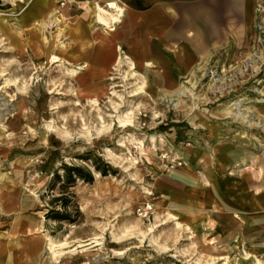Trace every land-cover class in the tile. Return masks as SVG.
I'll return each mask as SVG.
<instances>
[{
    "label": "rangeland",
    "instance_id": "obj_1",
    "mask_svg": "<svg viewBox=\"0 0 264 264\" xmlns=\"http://www.w3.org/2000/svg\"><path fill=\"white\" fill-rule=\"evenodd\" d=\"M48 1L0 0V264H264V0L182 77Z\"/></svg>",
    "mask_w": 264,
    "mask_h": 264
},
{
    "label": "crops",
    "instance_id": "obj_2",
    "mask_svg": "<svg viewBox=\"0 0 264 264\" xmlns=\"http://www.w3.org/2000/svg\"><path fill=\"white\" fill-rule=\"evenodd\" d=\"M56 1L60 0H49L47 8L55 7ZM103 1L108 2L107 8L91 0L64 2L74 6L83 2L85 11L94 9V17L97 15L95 22L103 29L99 41L102 44L109 42L108 36L114 31L115 23L117 28L120 27L117 22L123 15V29L128 31L136 61L144 62L147 69L152 68L147 65L151 63L159 72H171L170 77H182L201 55L207 53L210 46L225 40L227 35L229 38L230 30L244 32L251 27L259 0ZM109 2H114L118 9L108 10ZM98 6L109 12L103 16L111 30L97 20Z\"/></svg>",
    "mask_w": 264,
    "mask_h": 264
},
{
    "label": "trees",
    "instance_id": "obj_3",
    "mask_svg": "<svg viewBox=\"0 0 264 264\" xmlns=\"http://www.w3.org/2000/svg\"><path fill=\"white\" fill-rule=\"evenodd\" d=\"M96 159L101 160L100 157H97ZM61 168L63 170V175H59V173L57 172L53 174V180H58L59 182H61L59 183L61 194L53 197L52 201L58 202L62 209H50L45 213V216L47 218H51L58 221L74 222V218L72 217L70 211L67 210V208L72 205L70 199L74 196V194L68 191V189L75 183L76 179H81L85 182H92L93 173L80 165H68L64 163ZM94 168L98 173L102 175H105L110 172V166L108 165V163L105 162H102V165L94 164ZM60 177L62 178L60 179ZM64 191H67V195H64ZM74 206V211L76 213H79L77 206Z\"/></svg>",
    "mask_w": 264,
    "mask_h": 264
},
{
    "label": "bare ground",
    "instance_id": "obj_4",
    "mask_svg": "<svg viewBox=\"0 0 264 264\" xmlns=\"http://www.w3.org/2000/svg\"><path fill=\"white\" fill-rule=\"evenodd\" d=\"M65 1V0H64ZM57 2V1H56ZM55 2V3H56ZM86 3L87 4H89L90 2H88V1H86ZM108 8H110V9H108V10H111V8H113V9H118L117 8V6L115 5V3L114 2H109V4H108ZM97 9H98V19L97 20H99V23L100 24H102V25H105L104 27H106V28H108V30H111V28L107 25V22H106V20L104 19V16H103V14H109V12L107 11V10H105V9H102L101 7H97ZM95 10H96V8H95ZM120 10V9H119ZM58 11L56 10V8L55 7H53V6H51L50 7V10L48 11V16L51 18V21H55L56 23H58V22H61V19H59L58 18V16H57V13ZM97 13V12H96ZM97 16V15H96ZM96 16H95V18H96ZM49 17H48V19H49ZM106 17V16H105ZM113 19H117L116 17H112ZM104 23H106V24H104ZM61 45V44H60ZM57 56L56 55H52V59H54V58H56ZM51 246H52V244H50ZM54 246V245H53ZM51 250V249H50Z\"/></svg>",
    "mask_w": 264,
    "mask_h": 264
},
{
    "label": "built area",
    "instance_id": "obj_5",
    "mask_svg": "<svg viewBox=\"0 0 264 264\" xmlns=\"http://www.w3.org/2000/svg\"><path fill=\"white\" fill-rule=\"evenodd\" d=\"M108 3V2H107Z\"/></svg>",
    "mask_w": 264,
    "mask_h": 264
}]
</instances>
